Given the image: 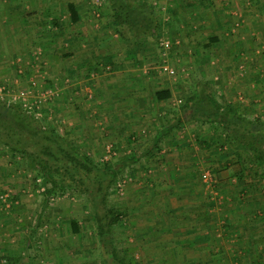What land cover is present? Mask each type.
<instances>
[{
	"label": "rangeland",
	"instance_id": "1",
	"mask_svg": "<svg viewBox=\"0 0 264 264\" xmlns=\"http://www.w3.org/2000/svg\"><path fill=\"white\" fill-rule=\"evenodd\" d=\"M73 1L77 7L78 22L75 28H71L68 25V11L65 13L66 16L62 20L66 31L62 35L64 41L59 43L61 46L59 50L66 53L67 38L74 32L79 59L77 63H80L79 74L73 77L68 74L56 76L51 70L36 66L43 65V61L34 60L35 62H31L35 64L32 68L35 72L29 75L25 71L28 60L25 63L22 60L10 61L11 64H7V73H0V82L7 83V99H15L12 105H19L22 108L20 102L23 101L38 105L41 111L38 116L34 112L24 108L23 110L35 122L51 125L61 135L70 137L78 150L92 157L99 165L105 163L118 165L126 160L129 161L109 191L108 204L112 209L123 213L120 222L115 226L114 237L118 248L131 264H174L173 261L170 263L165 259L175 255L178 257L182 253L177 250L171 252L163 243L153 245V241L156 240L153 234L162 232L160 227L163 226L158 225L164 221L162 219L163 214L166 213L165 199L167 197L169 199L175 191L173 187H162L159 182L155 183L154 179H159L160 172L153 168H164L166 162L163 161L160 152L165 150L167 152L169 146L179 147L181 141L184 143L191 139L195 146L193 149L196 148L198 151L204 149L205 138L199 139L195 133L188 132L192 126H198L209 133V138L213 137L216 144L205 152L211 151L212 160L210 158L207 164L199 162L194 165L196 167L193 178L196 179L197 186L193 189L195 194H189L194 198L196 192H202L203 199H211L213 202L211 206L216 208L213 210L220 213L213 223V230L220 235L218 238H214L215 235L212 238L211 233L210 238L205 237V240L207 238L208 241L213 242L210 243V246L213 245V251H207L208 246L199 250L197 257L202 258L203 261L198 264H264V246H259L264 242V169L258 167L255 170L254 162L249 160L244 162L245 176L239 178L235 174V171L241 167L238 163L240 156L251 154L245 146L227 140L221 128L217 129L208 123L194 121L191 126L186 124L175 127L174 132L178 137H173L172 134L159 145L153 143V145H144L145 148L151 147V155L147 157L150 161L146 158L142 159L141 156L138 160H134L130 158L135 155L134 151L128 152L126 149L117 152L112 148V144L108 145L112 149L108 151V147H105L104 119L99 117L100 100L103 98L119 100L126 105L119 110L123 113V118L127 123L133 122L134 120H130L128 109H132L130 105L132 101L137 103V100L139 102L144 100L151 103L154 90L170 89L173 98L171 102L159 105V110H155L148 120L147 114L142 115L147 120L142 122V128L148 133L144 140L147 143L151 141L157 129L167 125L168 121H173L175 116L182 112L183 103L178 99H187L194 91H202L204 87L212 90L220 103L236 105L239 113L244 117L248 119L264 117V107L245 108V99L251 93H245L243 90L234 91L243 82L242 74L246 77L251 71L259 74L258 78L264 83V75H260L264 74V0H144V3L151 5L156 11L155 15L161 21L159 28L152 33L146 32L148 29L144 26L148 14L144 5L142 11L141 8L131 11L134 20L137 21L134 32L128 25L114 20L111 0ZM200 1L210 8L208 11L213 18L221 17L223 22L221 25L224 41L215 44L212 53L214 56L210 60L197 57L203 43L210 42L212 37L208 36L210 31L202 32L195 27L197 21L195 22L193 17L199 11ZM181 7H188L193 11L190 17L187 13L182 18L184 21L178 16ZM230 19L232 21L235 19V23L238 22L236 31L231 32V35L227 33L230 26L226 25ZM188 20L192 21L189 23V28L185 27ZM136 32L139 33L138 36H135ZM167 39L171 41L168 62L177 70L174 76L160 69L162 63L160 51L163 47L161 42ZM230 39H236L232 47L229 44ZM99 41L103 42L101 47ZM106 43L111 44L109 51L105 46ZM230 48L237 53L233 55L236 58L224 59L217 54V50L230 53ZM108 53L116 54L114 59ZM40 54L41 52H38V55ZM12 63L17 65L14 70ZM35 67L41 71L38 72ZM233 75L236 80L231 79ZM71 82L76 83L73 86L74 91ZM110 89L115 91L108 94ZM262 92L264 88L260 91L264 101ZM253 95L258 96V93ZM137 111L139 112L138 108ZM262 119L264 121V118ZM134 132L135 139L130 136V140L136 141L138 145L139 134H136L137 130ZM189 134L190 136L183 140V137ZM168 138L173 140L169 141ZM132 142L124 140L125 144L131 145ZM143 143L141 141L138 147ZM155 151L158 153L156 154ZM214 157L219 158L220 164ZM171 160L176 158L173 157ZM206 169H210L214 178V184L210 187L202 176ZM25 183L29 185L28 191L21 194L38 195L39 211L36 213L39 215L31 213L33 216L29 220L19 219L17 223L16 220L10 223L7 221L8 210H10L9 214L19 213V208L15 201L13 203L7 201V193L14 194L12 191ZM8 185H12L10 190L7 188ZM49 186L50 183L44 184L42 177L27 158L12 152L0 143V261L6 258L11 262L8 264H12V260L22 257L25 263L35 264H105L94 210L87 196L76 189H67L47 197L45 193ZM179 191L181 194H178L177 198L183 197L184 194V189ZM230 202H234V205L229 206ZM155 211L158 212V217L155 216L157 214ZM244 213L245 215H242ZM247 216L248 218L244 219ZM225 217L235 220L233 230L244 232V236H252L258 240L259 244L248 249L252 250L251 252L240 245L243 239L239 240L238 234L233 231L231 236L228 233L229 223ZM149 218L154 222L153 225L148 224ZM76 225L78 231H75ZM151 227L152 230L155 229L150 231ZM217 239L219 243L223 242L219 244ZM216 243L223 247L222 250L217 249ZM205 245H209L207 240ZM233 245L236 247L235 251L230 249ZM158 246L162 250L156 251ZM7 247L12 248L13 251L7 252Z\"/></svg>",
	"mask_w": 264,
	"mask_h": 264
},
{
	"label": "crops",
	"instance_id": "2",
	"mask_svg": "<svg viewBox=\"0 0 264 264\" xmlns=\"http://www.w3.org/2000/svg\"><path fill=\"white\" fill-rule=\"evenodd\" d=\"M72 1L73 0H0V73H4V74L7 73L8 71L7 64L10 65L11 64L10 61L22 60L23 63H25V61L28 60V64L30 65L28 64L26 65L25 71L27 74L31 75L32 73L35 72L34 69H32L35 66V64H33L31 61L41 60L46 65L44 66V64L43 65L37 64L36 66H38L39 68L45 67L48 70H51V73H53L56 76L58 74L59 75L68 74V76L70 77L77 76L79 74L80 63H77L79 59L77 57L78 53L75 47L76 37L74 32L73 34L69 35L67 38L68 49L66 50V53L64 52L62 53V51L59 50L61 48V46H59V43L64 41L62 35L66 31V29H64L63 27L65 26V23L62 20L63 17L66 16L65 13L68 11V25L71 28H75L76 23L78 22V20H75L74 18L72 19L71 17V12L69 10L68 3ZM199 5L202 8H200L199 6V11L193 17L196 19V20L194 19V21L195 22L197 21L195 27H198L199 30L202 32L210 31V34L208 36H212L211 38H214L215 40L210 44H208L209 41L204 42L203 46L200 48V51L197 54V57H201V59L205 58L206 60L207 59L210 60V58L214 56L212 53L214 51L213 48H215V44L222 43L224 41L222 38L223 26L221 25L223 22H221L220 19L221 17L213 18L208 11V9L210 8L202 4L201 1ZM190 10L191 9L188 7H181V9L178 10L179 12L178 16L181 18V21L182 20L184 21V19L182 18L186 16L187 13L189 14L188 17L191 16V13L193 11ZM189 23H192V21L188 20L187 23H185L186 24L185 27L189 28L190 27ZM236 24H238V22L235 23V19L234 21L230 19L226 23L228 27L230 26V29L228 30L229 32H227L229 35H231V32L236 31ZM182 25L184 26V24ZM244 25L245 24H243L242 26L244 27ZM242 36L243 38H246L244 35ZM202 38H204V35L202 36ZM235 41L236 39L234 40L230 39L229 41L230 47L233 46V42ZM98 43L100 44L101 47V43L103 42L99 41ZM110 45H107V43L105 45L106 48H108V51ZM210 45H211L210 48L212 49L209 48ZM231 51H233L232 55L230 54ZM38 52H41V54L38 55ZM98 53L102 54L103 52H98ZM230 53L220 52V50L219 51L217 50V54L221 55V57L224 59H227V57H230L228 59H231L235 57L233 55L235 54L237 55V53H235L234 49L232 48H230ZM108 54L112 55L111 56L112 59H114V56L116 55L112 53H108ZM84 60L87 59L84 58ZM134 60H136V58H134ZM12 67L14 70L17 68V65L12 63ZM35 69L38 72L41 71L37 67H35ZM256 72L258 73L259 71ZM242 75H243V82L240 85V87L236 88L234 91L243 90L245 93L246 92L251 93L248 96V98L245 99L246 102L245 108L254 106V107H259L260 109L264 107V101H262L263 94L260 93V91H262V89L264 88V83L261 82L263 80L258 78L259 74L253 73L251 71V73L246 77L245 74ZM260 75L262 76L264 74L261 73ZM231 79L236 80L234 78V75L231 77ZM257 79H259V82H257ZM70 84L73 87L75 86L76 83L71 82ZM74 88L75 87L72 88V91H74ZM112 91L115 90L110 89V91H108V94L111 93ZM154 93L155 90L153 91V94ZM253 93H258V96L253 95ZM73 96L75 95L73 94ZM171 99H173L172 96L169 99L163 100L161 102H157L155 101V96L153 95V101L151 103L144 102V100H142L141 102L137 100V103L136 101H132L130 104L132 109L131 108L128 109H129V116L131 117L130 120H134V121L128 123L127 120L123 118V113L119 111L120 108L122 109L126 107V105L121 103L123 101H119V100L116 101L105 98H103V100H100L99 108L101 109V111L99 117L100 119H104L103 121L105 124V130L103 131H105L104 132L105 142H106L105 147L107 148L108 145L112 144V148L117 150V152H119L118 150L126 151L127 149L128 152L134 151L137 157L141 156L143 157L142 159L145 158L147 159V157L151 155L150 152L151 148L150 147L145 148L144 145L152 144L154 136L152 137L150 142L147 141V143H145L144 140L146 139L145 137L148 133H146L147 132L146 129L142 128L143 127L142 122L143 121L146 122L149 119V117L152 115V113H154L155 110H159L160 108L158 107L159 105L164 104V102H167L166 104H168L169 102H171ZM137 108L139 109V112L137 111ZM120 114L122 115V117H120ZM143 114H147L146 116L147 120L144 119V117L142 116ZM134 115L135 117H133ZM262 118L264 117L261 116V119ZM194 121L196 120L185 119V121H183L181 125L185 126L186 124H189L191 126L193 125L191 123H193ZM138 127L139 128L141 127V129H139ZM135 130H137L136 134H139V138L137 139V142L139 144L141 143V141L144 142L143 145H141V147H138L139 144L137 145L135 143L136 141L132 142L130 140V136L133 139H135V134H134ZM140 130L142 132H140ZM189 130L190 131L188 132H190V134L192 132L195 133L196 136L198 135L199 139L205 138L208 141L213 139V137L210 139L209 138L210 134L204 132L202 129L198 128V126L197 127L192 126L191 128H189ZM142 133L145 134L143 135ZM190 134L185 135L183 137V140L187 139L190 136ZM192 135L195 136L194 134ZM172 136L178 137V135L175 132L173 133ZM171 139L173 140V138H168L169 141H172ZM108 140L109 142H107ZM124 140L132 142L131 145L125 144ZM182 144L186 147H183ZM122 145L123 147H120ZM203 145H205V143ZM169 147L170 148L169 150H167V152L166 150L164 152H160L161 155H163V161L166 162V164L168 162V164L167 165L164 164L163 166L164 168L162 167L153 168L160 172L158 173L159 174L158 176H160L159 179L156 178L154 179V181L155 183L159 182V185H162V187H168V188L173 187L175 188V191L172 192V195H170L169 199L168 197L165 199L164 209L166 213H164L165 215L163 214V219H162L164 221L163 223L158 225L159 227L160 225L163 226V228L160 227L162 232L153 234V236L156 237V240L153 241L154 242L153 245L157 246L158 243H163L165 247L170 248L171 252L175 250H177L178 252H182L181 253L182 255L180 254V256L178 257L177 255H175V256H171L170 259L164 258L167 262L173 261L174 264H198L203 261L202 258L200 259L199 257H197V255H199L198 254L199 250L203 248L206 249V247L208 246L209 249H207V251L209 250L213 251L212 248L213 245L210 246V243L213 242L208 241L207 239L210 238V234L212 233V238L214 235H215L214 238L215 237L218 238L220 235L219 232L213 230L214 228L213 223L216 220V218L219 217L218 214L220 213L218 211L213 210L216 208L214 206L213 207L211 206L213 203L211 199L209 198L203 199L204 193L202 192H196L197 195L194 198L190 196V194L193 195L195 194L193 189L197 186L196 179L193 178L194 177L193 171L196 167L194 165L198 164L199 162L203 164H207L211 158L210 155H212V153L211 151H209L208 153L205 152L206 151L205 149L201 150L202 152L200 150L198 151V149L196 148L193 149V147L195 146L193 145L191 139L186 140L184 143H182L181 141L179 147L176 146L174 148L173 146H169ZM155 153L157 154L158 152L155 151ZM173 157H175L176 160L172 161L171 159ZM214 159L215 161H218L220 164L221 161L219 160V158L217 159L216 157H214ZM7 173L9 174V170H7ZM28 186L29 185H26L25 183L20 188L14 189V191H12L14 194H10V192L7 193V201H9L10 203H13V201H15L14 203H17L18 204L17 206L19 208L18 211L19 213L15 212L13 214H9L10 210H8L7 221H10V223L15 220L17 223V220L19 219L29 220V218L33 216L31 213H36L37 211H39V200L37 194H36L37 196H32L34 194L25 195V196L21 194L23 192L28 191ZM10 187H12V185L7 186L9 190ZM179 189H184L183 192L184 194L183 197L181 198L179 197L177 198V195L181 194ZM211 197L212 199H214L212 195ZM230 205H234V202H230L229 206ZM155 212L157 213L155 214V216L158 217L157 216L158 212L157 211ZM36 214L39 215L38 213ZM242 215H245V213ZM225 218L227 219V223H229L228 233H230L231 236H233V231L235 232V234H238L239 240L243 239L240 245L242 244L243 247H246L247 251L251 252L252 250H248V249L253 247V245L256 246L257 244H259L258 240L257 239L255 240L254 239L255 237L252 236H248V235L244 236V232L233 230V226H235L234 225L235 220L229 217H225ZM247 218L248 216L245 217L244 219ZM150 220L151 218H149L148 224L153 225L154 222ZM156 222L158 223V221ZM154 229L155 228H153V230ZM153 230L151 227L150 231ZM205 237H207L206 240H207V244L209 245H205V241H206ZM7 240H9V237H7ZM221 242L218 243L221 244ZM215 245H217L218 250L219 248H221L222 250L223 247H221L217 243ZM259 246H264V242L260 243ZM159 247L160 246L156 248L157 249L156 251H159L160 249ZM165 247L163 249H165ZM235 248L236 247H234L233 245L230 249L235 251ZM160 250H162V248ZM8 251L12 252L13 249L7 247V252ZM12 261H13L12 264H35L33 262L25 263V259H23L22 257L21 258L17 257L15 260ZM9 262L7 261L5 264H8Z\"/></svg>",
	"mask_w": 264,
	"mask_h": 264
},
{
	"label": "trees",
	"instance_id": "3",
	"mask_svg": "<svg viewBox=\"0 0 264 264\" xmlns=\"http://www.w3.org/2000/svg\"><path fill=\"white\" fill-rule=\"evenodd\" d=\"M111 0L114 20L128 25L135 32L136 19L131 11L145 7L147 18L144 26L146 32L155 31L161 23L151 5L144 0ZM144 5V7H143ZM72 19L78 20L76 3H68ZM136 15V14H135ZM142 26V24H140ZM139 33L136 32L135 36ZM210 38V42L214 41ZM210 42L208 44H210ZM155 100L161 102L172 96L170 89H159L154 93ZM186 120L208 123L221 128L226 139L235 144L243 145L251 154L240 156L241 167L235 171L239 178L245 176L246 163L253 161L255 170L264 169V121L260 118L248 119L239 113L233 103H220L212 90L204 87L202 91H194L184 99L182 112L173 121L157 129L153 144L159 145L162 140L170 137L175 127L181 126ZM0 143L14 153L21 154L29 160L32 167L42 177L44 184L50 183L45 195L49 197L56 192L76 189L85 194L94 210L101 254L105 264H131L126 260L122 250L118 248L114 230L122 218V212L112 209L108 204L109 191L129 161L99 165L92 157L78 150L70 137L61 135L51 125L35 122L19 105L7 106L0 100ZM203 148L211 149L215 139H204ZM151 148V147H150ZM138 160L136 155L132 157ZM258 172V171H256ZM75 231H78L77 225Z\"/></svg>",
	"mask_w": 264,
	"mask_h": 264
},
{
	"label": "built area",
	"instance_id": "4",
	"mask_svg": "<svg viewBox=\"0 0 264 264\" xmlns=\"http://www.w3.org/2000/svg\"><path fill=\"white\" fill-rule=\"evenodd\" d=\"M162 44V49L160 51V58L162 63L160 64V69L171 76H174L177 74V70L170 65L169 58H170V49H171V41L170 40H165L164 42H161ZM7 83L6 82H0V100L6 105V106H11L13 102H15V99H7ZM12 100V102H11ZM179 102L184 103L183 99H178ZM20 105L23 106V108L29 112H34L37 116L41 114L40 108L38 105H35L34 103H31L30 101H23L20 102ZM111 147H108V151L112 150L110 149ZM203 180L205 183H208V186H212L214 184V178L212 175V172L210 169L204 170L203 174ZM1 263H6L7 259L3 258L0 261Z\"/></svg>",
	"mask_w": 264,
	"mask_h": 264
}]
</instances>
